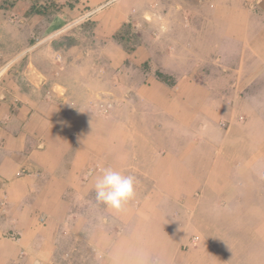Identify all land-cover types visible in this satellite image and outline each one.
<instances>
[{"label": "crops", "instance_id": "crops-1", "mask_svg": "<svg viewBox=\"0 0 264 264\" xmlns=\"http://www.w3.org/2000/svg\"><path fill=\"white\" fill-rule=\"evenodd\" d=\"M179 1L174 14L212 20L193 27L196 67L195 33L173 21L189 37L184 66L161 68L168 83H127L110 41L158 19L157 0H72L47 23L26 0L0 8V264H264V11ZM84 21L106 40L97 50L64 33ZM206 65L215 86L196 76ZM104 168L136 178L120 212L95 200Z\"/></svg>", "mask_w": 264, "mask_h": 264}, {"label": "rangeland", "instance_id": "rangeland-1", "mask_svg": "<svg viewBox=\"0 0 264 264\" xmlns=\"http://www.w3.org/2000/svg\"><path fill=\"white\" fill-rule=\"evenodd\" d=\"M13 1L15 2L16 0H1L0 4L1 5L4 3H5L4 5L8 4V6H5V8L7 7L9 9L10 8L9 3L13 2ZM157 1L158 2L156 3L155 7L161 9L162 13H160V14L157 13L160 16L159 18L158 17H152V19L153 18H158V19L149 20L150 18H147V20H144V18L141 17V18L136 20L135 24L131 23L132 26L129 27L128 30L125 29L127 31V33L125 34L126 35L125 40L123 39V40L117 41L114 38H112L110 40L114 43L119 44V47H121L123 50H125L127 52L128 57L124 63V69H125V75L124 76H125L127 83L129 81L130 82H132V81L137 82L141 79L143 82H145V81L149 80L150 78L151 79H157L161 82H162V80H164L163 81L164 83L165 82L168 83L167 81L171 82V80L175 79V77L173 75L165 73L164 70L161 68L163 67V65L165 63H167V61L169 63H173V61H174L175 64L181 65L182 67L184 66L185 62H182L180 60V59H182L180 44H181V40H182L183 36H184V38L185 37L188 38L189 36L187 35V32H185L183 30H177L176 31L175 29H172V28H175L174 26L171 25L173 23V21H177V22H181V23L185 24L184 25L185 30H187L190 27L191 28V29L189 28L190 29L189 30L190 35L193 34V32L195 33L193 35V37L191 35V37H192L191 44H192V53L193 54L191 55L192 60L188 63H190L191 65L196 67L198 65V61L194 60V59L198 58V55L200 54V53H198V48L200 51L204 50V48H205L204 45H199L201 39L199 37H197L198 29L194 30L195 28L193 29V27L198 26L199 25L198 23H200V22L212 20V18L209 16L208 13H205V11L200 12V10H198L194 14L190 13V15H188L186 12V10H188V9L184 8V7L183 8L180 7L178 9V12L174 14L173 9L175 8V4H177V2L178 3L180 2L179 0H157ZM166 9H169V10L171 9V12L169 14H167V12H165ZM61 11H62V9H61ZM56 13H58V12H56ZM52 15L53 14L50 13L47 16H43L44 21L47 23L49 21V19L51 17H53ZM89 23H90V21L80 22L77 25L78 28L75 31H74V27H76V26H73L69 29H66L64 33H70V31H72V32H75V34L78 37H85V39L87 40V43L89 44L88 47H90V49H93V50L96 49L97 50L99 47H101L103 44H105L106 40H97L96 38H94L93 27L89 26ZM195 23H196V25H195ZM169 26H172L171 29ZM38 27L40 29L39 31H41V24L39 26L36 25L35 32L33 34H31V35H34L32 38H30L31 44L33 43V40H35L40 35L38 30L36 29ZM18 32H16V33H18ZM206 32H208V31H206ZM202 34H205V31H203ZM25 35H26V30L22 31V29H21V35H20L21 38H19V40L20 39L24 40ZM77 36H74V37H77ZM62 38H63L61 41L62 43H67L69 41L68 36H62ZM208 38H211V36ZM174 41H175V43H174ZM172 44H176V45L172 46ZM129 47H131V49H133V50L132 51L126 50V48H129ZM138 47L141 48V51H139ZM135 49H137L136 52H134ZM167 51H169V52H167ZM216 58L217 57H214V56L212 57V59L216 63L223 64V61H220L218 58L217 59ZM3 64L4 63H0L1 66H3ZM103 64L105 67L106 63H103ZM208 67H209V65H206L205 68H200L199 71L196 72V76L202 80L207 81L209 86H211V85L215 86V83L213 82L212 77L207 78V79L203 77V75H204L203 71H205L206 68L208 69ZM177 69H179V68H177ZM185 71L186 70L182 71L181 69H179L176 72L178 74H181V72H185ZM157 72L159 74H161L162 80L156 76ZM218 84H221V83H218ZM63 245H64V243H63ZM82 259H85V257L83 256ZM241 264H242V262H241Z\"/></svg>", "mask_w": 264, "mask_h": 264}, {"label": "clouds", "instance_id": "clouds-1", "mask_svg": "<svg viewBox=\"0 0 264 264\" xmlns=\"http://www.w3.org/2000/svg\"><path fill=\"white\" fill-rule=\"evenodd\" d=\"M136 178L113 168H104L95 178V200L107 208L120 212L135 196Z\"/></svg>", "mask_w": 264, "mask_h": 264}, {"label": "trees", "instance_id": "trees-1", "mask_svg": "<svg viewBox=\"0 0 264 264\" xmlns=\"http://www.w3.org/2000/svg\"><path fill=\"white\" fill-rule=\"evenodd\" d=\"M26 1L31 3L29 11L27 12L28 14H39L42 16H47L50 13H52L54 15L56 12L61 11V9L63 7L73 5L72 0H26ZM4 4H2V5L0 4V8H5V6H8V4L7 5H4ZM13 4H14V1L10 2L9 7H11ZM93 25L94 24L92 22L89 23V26L93 27ZM129 26H130V24H128V23L123 24L114 33L113 38L117 41H120L123 39L125 40V36H126L125 34L127 33L126 30H128ZM68 43H70V40L65 44H68ZM126 50L132 51L133 49H131V47H129V48H126Z\"/></svg>", "mask_w": 264, "mask_h": 264}, {"label": "water", "instance_id": "water-1", "mask_svg": "<svg viewBox=\"0 0 264 264\" xmlns=\"http://www.w3.org/2000/svg\"><path fill=\"white\" fill-rule=\"evenodd\" d=\"M257 5H258L259 8H261L264 11V0H259L257 2Z\"/></svg>", "mask_w": 264, "mask_h": 264}, {"label": "built area", "instance_id": "built-area-1", "mask_svg": "<svg viewBox=\"0 0 264 264\" xmlns=\"http://www.w3.org/2000/svg\"><path fill=\"white\" fill-rule=\"evenodd\" d=\"M104 110H105V109H104ZM197 239H198L197 237H194V238H193V242H196Z\"/></svg>", "mask_w": 264, "mask_h": 264}]
</instances>
